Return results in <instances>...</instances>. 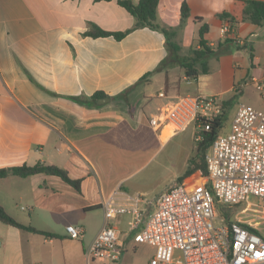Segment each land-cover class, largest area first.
Here are the masks:
<instances>
[{
    "label": "crops",
    "instance_id": "0c3cea01",
    "mask_svg": "<svg viewBox=\"0 0 264 264\" xmlns=\"http://www.w3.org/2000/svg\"><path fill=\"white\" fill-rule=\"evenodd\" d=\"M183 1L191 12V3L182 0L181 6ZM235 1L241 6L238 14L217 12L208 22L201 15L194 17L203 20H195L197 36L191 46L203 23L209 26L207 44H223L208 58L207 72L192 80L181 69L180 90H169L165 86L168 67L156 71L168 55L162 32L137 28L121 40L84 35L92 23L113 31L135 24L117 0H0V168L46 162L82 179L77 190L46 173L0 178V204L16 220L58 235L0 221V264H124V259L133 264L147 244L134 240L130 215L111 220L122 242L118 261H90L86 250L105 225V199L117 190L145 195L146 183L157 171L167 169L159 157L174 139L187 132L196 141L195 123L177 133L171 127L155 129L150 118L159 107L180 96L206 95L222 101L233 98L236 110L248 102L264 112V90L257 89V83L264 81V20L256 24L244 19L248 0ZM221 13H229L235 23L221 18ZM226 25L227 35L222 31ZM149 71L155 72L125 97L111 98ZM162 80L164 85L154 87ZM98 90L109 100L97 99L93 105L71 98L90 97ZM230 128L231 124L219 133ZM196 154L197 149L186 156L184 172ZM177 175L174 182L181 176ZM142 208L147 219L155 204L144 202ZM70 224L83 227L81 237L69 236Z\"/></svg>",
    "mask_w": 264,
    "mask_h": 264
},
{
    "label": "built area",
    "instance_id": "2783aa9c",
    "mask_svg": "<svg viewBox=\"0 0 264 264\" xmlns=\"http://www.w3.org/2000/svg\"><path fill=\"white\" fill-rule=\"evenodd\" d=\"M222 31L227 35L228 25ZM257 89L264 90V81ZM223 111L217 96L185 95L161 105L150 123L174 133L195 123L201 139ZM206 164L207 176L175 181L162 192L147 219L142 204L151 202L144 195L111 194L102 204L106 221L86 250L88 260L121 258L120 231L111 220L126 214L134 240L156 247L148 264H264V112L240 103L230 131L214 139ZM66 230L73 238L84 232L72 224Z\"/></svg>",
    "mask_w": 264,
    "mask_h": 264
},
{
    "label": "trees",
    "instance_id": "16d2710c",
    "mask_svg": "<svg viewBox=\"0 0 264 264\" xmlns=\"http://www.w3.org/2000/svg\"><path fill=\"white\" fill-rule=\"evenodd\" d=\"M101 1V0H99ZM110 1V0H105ZM118 4L124 7L134 18L135 24L125 30H106L99 25L92 23L89 29L84 33L86 36L101 37V36H113L117 40H121L126 37L130 32L137 28L148 27L152 30L162 32L166 37V46L168 49L167 57L156 68L160 70L162 66H180L184 75L188 79L196 80L201 72L208 71V58L216 55L219 52L220 46L223 44L219 42L216 46L207 44L205 34L209 30L207 23H203L199 29V35L196 39V43L192 45L187 52L182 53L181 45L177 40L178 31L182 28L186 20L190 17V7L186 1H183L181 6V20L179 27H166L158 23L157 12L160 0H139L134 2L133 0H117ZM246 8L244 9V19L250 20L253 23L260 24L264 20V1L260 0H248L246 1ZM221 18L228 20L230 23H235V19L231 17L229 13H221ZM196 21L201 22V17H196ZM232 40V39H231ZM229 41V39H227ZM155 71H149L145 73L134 85L128 87L121 93L112 96V99H118L125 97L129 90L135 85L147 80ZM108 96L104 91L98 90L90 97L88 96H72L75 101L84 104L90 103L96 105V100L102 97ZM224 111L223 114L211 120V127L209 130H202V138L196 139L197 154L190 158L188 167L183 176L179 177V181L189 180L193 174L199 173V177L207 176V164L206 155L210 150L212 143L218 135L220 129L223 127L224 117L226 115L227 108L233 104V98L222 101ZM207 119L203 120V124H206ZM38 173H46L50 175H56L62 178L66 183L70 184L77 190L81 189V178H73L67 169L49 164L46 162H37L35 164L24 163L22 165L2 167L0 168V178H4L10 175L28 177ZM0 221L6 225H11L17 228H21L27 231L47 235L58 236L57 234L39 230L32 225H26L16 220L3 205L0 204Z\"/></svg>",
    "mask_w": 264,
    "mask_h": 264
},
{
    "label": "rangeland",
    "instance_id": "374dc122",
    "mask_svg": "<svg viewBox=\"0 0 264 264\" xmlns=\"http://www.w3.org/2000/svg\"><path fill=\"white\" fill-rule=\"evenodd\" d=\"M134 2H138L139 0H133ZM182 0H161L160 6L161 10L158 7L157 12V21L163 26L166 27H179L180 25V6ZM191 3V16L188 18L182 28L178 31V42L181 45L182 53L187 52V48L191 46L194 41V38L197 36V23L194 20L196 15H201L208 22L209 20L215 17V13L228 11L232 14H238L241 6L235 0H188ZM247 4H245L246 8ZM171 70V78L175 81L172 82L169 76V70ZM182 68L178 65H173L168 67L165 71V82L166 88L171 90L174 88L175 90H180V82L182 81L183 72ZM147 81V80H145ZM144 81V82H145ZM163 80L161 82L155 83L154 87L159 84L164 85ZM154 87H150L153 89ZM148 88V89H150ZM167 89V90H168ZM246 104H249L246 102ZM254 107L258 108V106ZM236 112V103L234 102L231 106L227 108L226 115L224 117L223 127L221 131L227 130L230 127V124L233 120V117ZM199 128L196 126V131L198 133ZM197 135V134H196ZM178 149V150H177ZM197 146L194 140L189 139V135L187 132H181L177 138L165 149L159 160L163 162L167 169H163L164 171H157L152 179H150L145 187L146 192L144 193V197L151 201L152 205L154 204L156 198L159 194L164 190V188L170 183L174 182V176L176 172L179 174L177 176H182L185 172L183 171L182 164L185 161V158L191 152H196ZM176 150L177 156L174 155ZM168 156V159H166ZM150 169V168H149ZM148 169V170H149ZM179 181V179L177 180ZM143 194V193H142ZM147 248L140 251L136 254L133 264H145L147 257L150 253L156 251V247L147 244ZM122 262V261H121ZM97 262L96 264H98ZM124 264H131L130 259H124Z\"/></svg>",
    "mask_w": 264,
    "mask_h": 264
},
{
    "label": "water",
    "instance_id": "95a60500",
    "mask_svg": "<svg viewBox=\"0 0 264 264\" xmlns=\"http://www.w3.org/2000/svg\"><path fill=\"white\" fill-rule=\"evenodd\" d=\"M105 99H108V100H109L108 97H103V98H100V99H99V102L102 103V101L105 100ZM197 176H198V175H197Z\"/></svg>",
    "mask_w": 264,
    "mask_h": 264
},
{
    "label": "bare ground",
    "instance_id": "6f19581e",
    "mask_svg": "<svg viewBox=\"0 0 264 264\" xmlns=\"http://www.w3.org/2000/svg\"><path fill=\"white\" fill-rule=\"evenodd\" d=\"M169 133H170V131H167L166 134H165V136H167Z\"/></svg>",
    "mask_w": 264,
    "mask_h": 264
}]
</instances>
